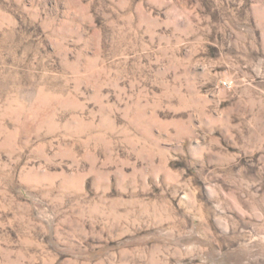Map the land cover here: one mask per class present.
Returning <instances> with one entry per match:
<instances>
[{
	"label": "rangeland",
	"instance_id": "1",
	"mask_svg": "<svg viewBox=\"0 0 264 264\" xmlns=\"http://www.w3.org/2000/svg\"><path fill=\"white\" fill-rule=\"evenodd\" d=\"M0 264H264V0H0Z\"/></svg>",
	"mask_w": 264,
	"mask_h": 264
}]
</instances>
